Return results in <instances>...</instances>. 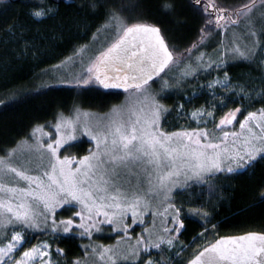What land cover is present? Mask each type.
<instances>
[{
  "label": "snow or ice",
  "instance_id": "snow-or-ice-1",
  "mask_svg": "<svg viewBox=\"0 0 264 264\" xmlns=\"http://www.w3.org/2000/svg\"><path fill=\"white\" fill-rule=\"evenodd\" d=\"M0 4L10 7L11 0ZM195 4L205 24L199 38L183 50L171 45L159 26L125 14L139 4L94 0L89 5L103 9L105 20L93 34V44L74 52L81 71L71 81L52 76L58 83H42L36 91L70 83L123 90L125 102L103 117L79 107L68 115L58 112L54 122L32 126L20 142L25 151L18 145L0 155V264H61V258L66 264H170L186 250L180 238L185 221L192 218L202 221L204 231L198 235L206 243L193 245L184 264H264V231L218 236L204 205L177 200L200 188L211 202L221 195L219 181L254 174L264 164V107H245L243 100L251 93L234 85L226 70L229 59L251 60L258 49L264 52V0H242L233 7L217 0ZM164 7L175 11L172 4ZM57 14L50 3L41 2L28 16L40 24ZM230 29V46L221 41L215 58L201 50L213 31L228 35ZM7 31L25 45L21 54L32 50L23 25H9ZM238 40H245L246 50ZM174 70L178 75L170 85L166 77ZM221 71L222 79L217 75L201 86L211 90L214 103L190 112L178 105L181 118L193 126L172 131L162 126L169 109L150 81L159 77L163 91ZM17 98L12 93L11 101ZM236 103L240 106H229ZM83 138L91 147L77 156L73 150L82 147ZM260 197L264 201V188ZM137 224L143 231L132 243L130 230ZM104 232L117 234L115 246L96 243L101 238L96 234ZM37 233L52 241L33 243ZM71 237L88 243L81 245V257L69 261L63 248L53 251V243Z\"/></svg>",
  "mask_w": 264,
  "mask_h": 264
},
{
  "label": "trees",
  "instance_id": "trees-1",
  "mask_svg": "<svg viewBox=\"0 0 264 264\" xmlns=\"http://www.w3.org/2000/svg\"><path fill=\"white\" fill-rule=\"evenodd\" d=\"M41 2L50 3L58 10V14L43 23L35 24L28 13ZM93 2L94 0H11L10 7L0 4V100L5 102L4 105H0V155L17 147L27 138L34 124L46 125L54 122L58 112L67 115L74 107L105 111L120 101L123 92L108 91L93 86L76 87L70 83L36 91L42 83H45L42 81L43 73L58 70L68 57H74L76 48L89 43L97 28L104 23V10L100 7L91 8L89 5ZM217 2L225 7H233L242 3V0H217ZM123 3L139 4V8L125 14L130 18L142 19L159 26L168 42L178 50H183L194 43L205 24L200 6L195 4V0H123ZM165 4L174 5L175 11L168 12L164 7ZM9 25L24 26L26 31L23 35L31 42L28 47L32 50L21 54L25 45L18 38L9 35L7 31ZM229 35L230 30L228 35L221 34L218 30L213 31L207 38L206 44L214 40L216 44L213 48H218L219 51L221 41L226 46ZM205 45L202 46V51ZM261 47H264V38L261 39ZM257 51L259 52V49ZM257 51L251 60H243L239 57L229 59L226 70L237 82L244 80L242 76L249 73L250 78L254 79L251 81L255 82L257 90L264 92L263 69ZM177 73L174 70L169 75ZM215 74L222 75V71L213 72L210 76L201 75L199 83L191 82L180 88L173 85L163 91L159 78L153 82L152 85L162 92V101L169 109L165 116V121H168L169 125L180 115L179 104L183 103L184 110L187 111L215 102H211L212 97L205 93L194 96L199 84L212 79ZM166 78L170 79V77ZM12 93L17 94L18 98L15 102L11 101ZM187 98H190V101H187ZM229 106L235 107L240 104ZM261 107H264V101H258L253 105V109ZM169 125L166 127L169 128ZM82 146L85 147L84 152H78V148L73 150V154L78 156L86 154L87 143L83 141ZM218 183L221 186V195L211 202L207 201L198 188L190 189V192L177 197V200L185 201L186 205L188 202L192 206L204 205L211 212L212 222L216 225L213 231L218 236L264 231V201L260 197V191L264 188V164L259 165L254 170V174ZM201 225L202 221L199 218L185 221L186 231L180 239L186 250L180 256L172 257L170 264H184L194 250L193 245L201 247L206 243L198 235L204 231ZM208 227L211 229V225ZM142 231L143 226L135 227L131 231L132 243ZM205 236L212 239L208 232H205ZM116 238L118 236L114 239ZM40 239L52 241V237L37 233L34 234L33 243ZM113 240L111 236L101 237L96 243L113 245ZM87 242V239L77 237L65 238L53 243V251L57 246L63 248L67 260L70 261L83 255L81 245ZM155 252L156 250H153V253ZM158 258L153 255L154 260ZM61 264H66L62 258Z\"/></svg>",
  "mask_w": 264,
  "mask_h": 264
},
{
  "label": "rangeland",
  "instance_id": "rangeland-1",
  "mask_svg": "<svg viewBox=\"0 0 264 264\" xmlns=\"http://www.w3.org/2000/svg\"><path fill=\"white\" fill-rule=\"evenodd\" d=\"M239 34V33H238ZM230 41H231V29H230V35H229V37L226 39V46H230ZM238 43L240 44V46H241V48H242V50H246V48H245V40H238ZM93 44V41H92V38L90 39V41H89V43H87L86 45H92ZM215 44H216V42L213 40V41H211V42H208L206 45H205V47H204V49H203V51L206 53V54H208L209 56H212V57H214L215 56V52L217 51V49L218 48H213V46H215ZM249 47H250V44L248 45ZM257 55H258V59L260 60V64H261V67H262V69H263V72H262V79L264 78V52H262V51H260L259 50V52L257 51ZM230 56L232 55L231 53L229 54ZM236 58H238V57H236ZM85 59H87V53L85 54ZM61 67L58 69V70H54L53 72H46V73H43V76H42V81L43 82H49V83H53V82H58V81H56V80H53L51 77L52 76H62V77H64L67 81H71L72 79H73V77L74 76H76V75H78L79 74V72L81 71V68H80V57H78V56H74L73 57V59L72 60H68V59H66L65 61H64V63L63 64H61L60 65ZM178 75V73L177 74H170V75H168V77H170V81H172L174 78H176V76ZM217 75H219L220 77H221V79L223 78V75H220V74H215L214 75V77L215 76H217ZM228 75H229V77H230V80H231V82L234 84V85H241V86H244V87H246L248 90H249V92L251 93V98L250 99H244L243 100V105L245 106V107H247L249 110H251V111H256L257 109H253V105L255 104V103H257L258 101H264V99H262L261 97L262 96H264V92H260V90L258 91L257 90V87H256V84H255V82L254 83H252V81L251 80H254V79H251L250 78V74L249 73H247V74H245V75H243L242 76V78L244 79V80H239L238 82L237 81H235L234 80V78L228 73ZM213 77V78H214ZM166 79H168V78H166ZM262 79H260L261 81H262ZM168 80V81H169ZM255 80H257L256 78H255ZM263 82H264V80H263ZM207 82H201V84H199V86L196 88V90H195V93H194V96H199V95H201V94H203V93H205V94H208V95H210L211 97H212V101L211 102H213L214 101V98H213V96H212V92H211V90H208V89H206V88H203L202 89V85H204V84H206ZM153 84V82L150 84V86L152 87V90H153V92H156V93H159V99H161V102L163 103V101H162V98H161V94H162V92L159 90V89H157L154 85H152ZM221 95H225L223 92H221ZM235 99L238 101V100H240L241 99V97L240 96H236L235 97ZM187 101H190V98H187L186 99ZM124 102H125V94L123 93L122 94V96H121V99H120V101L117 103V104H114V105H112L108 110H105V111H99V110H89V109H83V108H80L82 111H84V112H87V113H90V114H93L94 116H101V117H103V116H106V114H109L110 112H111V109L114 107V106H118V105H122V104H124ZM164 104V103H163ZM193 109V108H192ZM192 109H188L186 112H190ZM178 111H179V109H178ZM71 113V112H70ZM69 113V114H70ZM179 114H180V112H179ZM68 115V114H67ZM167 125H169V123H168V121H165V117H164V120L162 121V126L165 128V129H167V130H169V131H172V130H179L180 128H181V126H183V127H190V126H193V122H190V121H187L186 119H184V118H181V116L180 115H178L177 117H176V119H175V121L174 122H171V124L169 125V128H167L166 126ZM47 130V129H46ZM83 141L85 142V143H87V146H86V150L88 151V149L91 147V144H89L88 142H87V139L86 138H83ZM19 145H20V151L21 152H23V151H25L26 150V146L25 145H21L20 143H19ZM16 148V147H15ZM80 151H85V147H81V148H79L78 149V152H80ZM86 154H87V152H86ZM86 154H84V155H86ZM75 155H77V154H75ZM78 156V155H77ZM199 189V191L201 192V189L200 188H198ZM190 192V191H189ZM186 193H188V192H186ZM185 193V194H186ZM147 217H145V221L147 222ZM157 223H159V218H157ZM138 226H141V225H139V224H137V226L136 227H138ZM133 229H131L130 230V234L132 235V231ZM97 236H100V237H110L111 236V240H113L115 237H117L116 235V233H113V232H104V233H98V234H96ZM45 237H48V236H45ZM132 237H133V235H132ZM47 240H49V239H47ZM50 241V240H49ZM114 241V244H113V246H115V244H116V239H114L113 240ZM133 242V241H132ZM88 243V242H87ZM86 243V244H87ZM127 243V240H123V241H121V246L123 247L125 244Z\"/></svg>",
  "mask_w": 264,
  "mask_h": 264
},
{
  "label": "water",
  "instance_id": "water-1",
  "mask_svg": "<svg viewBox=\"0 0 264 264\" xmlns=\"http://www.w3.org/2000/svg\"><path fill=\"white\" fill-rule=\"evenodd\" d=\"M167 71V70H166ZM163 75V73H161V76ZM159 77L154 78L153 81H150L149 83L151 84L152 82H154L156 79H158ZM108 91H117V92H123V90H108Z\"/></svg>",
  "mask_w": 264,
  "mask_h": 264
},
{
  "label": "bare ground",
  "instance_id": "bare-ground-1",
  "mask_svg": "<svg viewBox=\"0 0 264 264\" xmlns=\"http://www.w3.org/2000/svg\"><path fill=\"white\" fill-rule=\"evenodd\" d=\"M157 80V79H156Z\"/></svg>",
  "mask_w": 264,
  "mask_h": 264
}]
</instances>
